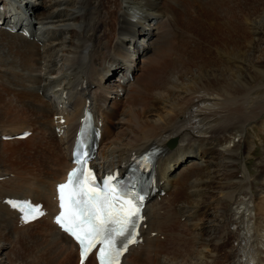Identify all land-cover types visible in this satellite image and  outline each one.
<instances>
[{
	"label": "bare ground",
	"instance_id": "bare-ground-1",
	"mask_svg": "<svg viewBox=\"0 0 264 264\" xmlns=\"http://www.w3.org/2000/svg\"><path fill=\"white\" fill-rule=\"evenodd\" d=\"M192 1L163 0L179 10L177 6L184 5L186 16L179 23L189 20L197 10V15L203 17L200 32L211 46L200 47L202 55L198 59L195 54L184 61L167 59L160 55L162 49H159L156 53L159 59L149 57L150 65L142 67L141 75L131 80L128 74L137 69V57L148 48L152 50V37H162V42L155 46H167L171 33L164 27L179 19V13L161 11L162 0H49L41 6L32 0H21L19 4L17 0H0L1 18L32 26L29 36L0 27V50L7 48L13 56L10 65L4 63L6 58H0V76H8L3 87L10 95L8 99L30 106L8 111L11 115L18 113L25 121L17 129L0 124V143L4 133L31 129L32 124L45 128L40 135L38 131L32 133L36 141L28 142L31 135L25 138L26 149H20L18 138L3 142L6 146L0 148V175H4L0 179V264H78L77 245L52 221L51 215L22 223L17 210L4 198L32 196L34 200L44 201L51 211L55 205V183L63 178L70 165L71 142L87 99L104 122L100 166L112 168L115 164L128 163L134 152L152 144L164 148L158 175L167 191L147 205L143 241L126 255V264L259 263L260 253L249 223L253 218L247 211H234L231 207L233 201L244 204L243 195L250 193L244 190L243 195L234 194L236 198L232 201V192L242 187L240 183H232V178L240 170L242 155L249 151L250 141H242L241 134L242 142L235 143L234 148L224 151L217 146L264 113V76L252 70L256 65L252 56L260 46V39L251 42L250 58L240 59L241 46L230 45L242 39L236 17V8L242 0ZM9 5L13 10L19 9L13 16L9 14L12 10L8 9ZM39 8H43L39 16L42 27L30 23ZM254 26L259 36L264 26ZM48 31L52 37L49 42ZM139 46L145 48L141 51ZM216 46L223 58L217 57L219 52L215 54ZM208 53L213 61L205 56ZM229 54L237 58H228ZM15 63L19 68L14 67ZM159 66H163L164 73L157 70ZM233 67L239 75H235ZM189 74L193 85L180 90L174 98L173 91L179 90ZM229 74L240 77V81L231 80ZM114 93L115 97L128 96V102L123 103L129 105L109 106V96ZM160 102L162 107H167L161 108ZM62 115L66 121L60 124ZM3 117L0 116V123L4 122ZM55 123L61 125L62 131L58 132ZM45 131H49L48 135ZM171 138L176 139L173 146L168 144ZM196 146L200 147L205 164L192 165L172 179V168ZM260 184L258 188L262 192L264 182ZM195 187H204V191L199 193ZM219 187L232 195L229 194V200L217 201L221 210L216 218L217 212L210 209V199L216 197ZM189 201L195 204L193 211ZM189 209L192 212L187 215ZM196 216L203 221L200 229L199 220L188 225V220ZM205 249L209 252H204ZM91 261L88 259L86 264H92Z\"/></svg>",
	"mask_w": 264,
	"mask_h": 264
},
{
	"label": "rangeland",
	"instance_id": "rangeland-1",
	"mask_svg": "<svg viewBox=\"0 0 264 264\" xmlns=\"http://www.w3.org/2000/svg\"><path fill=\"white\" fill-rule=\"evenodd\" d=\"M32 1H35L39 6L49 3L48 2L49 0H32ZM196 1L199 3V0H196ZM169 2H173V0H169ZM192 2H194V0ZM196 6L197 5H194V7H196ZM161 7H162L161 11L179 13V19L176 21H173L171 24L166 25L164 27L165 31H167L168 33H171V34H169V37L167 39V46H163V47L162 46H155V45L162 42V37H160L159 39L152 37V39L150 40V42H152V44H153L152 50L150 48H148V50L146 49L143 54H141L140 56L137 57L136 62L138 61V67L133 72L131 80H133L134 77L141 75L142 70H140V69L145 68V65H150V61H149L150 58L149 57H152V55H153L154 60L159 59V56H156L157 55L156 53L158 52L159 49H162V50H160V51H162L160 53V55L167 58V59H169V58L172 60H178L179 59V60L184 61V60L192 59L191 56H194L195 54L197 56L196 59H198V57L200 55H202V54H200V52L202 53V51H200V50H202V48L200 49V47L211 46L208 42H206V39L203 37V35L200 32V28H201L200 22L203 20V17L197 15V10L194 12V14L192 15V17L189 20H187L184 23H179V22L183 21L184 17L186 16V15H184V8L185 7L182 3L180 4V6H177L180 8V10H179V9L171 7L168 3H165L162 0ZM13 9H12V13L19 10V9H17V10H13ZM42 11H43V8H39L38 11L36 12V14L33 16L36 18L37 26H39L38 22L39 21L41 22V20L39 19L38 16H41L40 12H42ZM29 13H31V10L29 11ZM171 16H173V15H171ZM194 16H195V18H194ZM188 17H190V16H188ZM218 17H220V15H218ZM236 17H237V23L241 29L240 35H242L241 36L242 39L239 42L231 44L230 46H241V48L243 49V53L240 56V59L247 60L248 58H250V55L248 54V50H251L250 48L253 47V46H251V42L254 41V38H259L260 39L259 40L260 46L258 49L255 50V52L252 56V58L254 59V63L256 64L255 67H252V70H253V73H257V74L264 76V31L259 36L257 35V32H254L255 31V28H254L255 24H257L259 27L264 26V0H242L238 4V7L236 8ZM41 19L43 20V17H41ZM171 19L174 20L175 19L174 16ZM177 23L179 26H177ZM42 24L43 23L41 22V24H40L41 27H42ZM162 26H164V23ZM153 28H154V30L157 29L156 24L153 26ZM49 33H46V35H47L46 37L48 38L47 42L52 40V37L50 38L51 32H49ZM161 33H162V31H160V34ZM40 44H41L40 47L42 48V43H40ZM154 46H155V48H154ZM172 46H174V48ZM183 46L185 49L184 52H182ZM143 47L139 46L138 49L142 51ZM128 48L130 49L129 51L132 53L133 51L131 50V48L130 47H128ZM215 49H216L215 54L217 52L220 53V49L218 48V46H216ZM0 53L3 56L2 57L0 55V58H6L5 60H3L4 63L10 65L12 62L11 60L13 59V56H11V53H9V50L7 48H5V49L0 50ZM216 55H218L217 56L218 58H221V57L223 58V56H224V54H222V53L216 54ZM182 56H183V58H182ZM205 56L209 57V53H208V56H207V54ZM227 57L228 58H237L236 55H234V54H229ZM227 57H225V58H227ZM218 58H217V61H219ZM209 59H210V61L214 60L213 57H209ZM234 64H238V62L235 61ZM241 64H243V63H241ZM244 64L247 65L249 63L245 62ZM231 66H233V65L231 64ZM4 67L7 68L8 66L5 65ZM14 67H17L16 63L14 64ZM161 67H162V69H161ZM161 67L159 66L157 68V70H162L164 73L165 71L163 69V66H161ZM17 68H19V66ZM214 68H216V67H214ZM217 69H218V67H217ZM236 70H237V68L233 67L234 73ZM167 73H168V71H167ZM191 75L192 74H189L188 78L187 79L185 78L186 80H184V84H181V87H179V90L177 89V90L173 91V95H174L173 97L174 98H176V95L180 94V92H179L180 90H183V89L193 85V82L191 80ZM235 75H239V74L235 73ZM2 78H4V79H2ZM6 78H8L7 75L2 76V77L0 76V84H1L0 85V116H2V117L4 116L2 119V121H4V122L0 123V124L1 125L3 124V127L6 126V128L17 129V128H19L20 125H22L24 123L25 118L23 116H20L18 113L11 115L8 113V111L14 112L20 108L23 109V108H28L30 106L28 105V107H27L26 104L20 105L21 103H18V102H15L16 103L15 104L12 99H8V97L10 95L8 94V92H5V91H7V88L3 87V85H6V83H5L6 81H4V80H7ZM229 78L233 81H237V82L240 81V77H234L232 74H229ZM10 84H13V83H9V85ZM10 86H13V85H10ZM263 88H264V83H263ZM35 95H38V94H35ZM111 95L114 97L111 98ZM111 95L109 96V101H108L109 106H111L112 104H116V103L117 104L115 106H117L118 104L122 107L129 105L128 103L124 104L125 102H128V100L130 99L128 96H123V94H118L119 96L116 95V97H115V93L111 94ZM40 97L42 98L41 95H40ZM43 100H44V102H47V98L43 99ZM49 102L51 103V100L48 99V103ZM6 105H8L10 107H8ZM161 105L163 106L162 103L160 104V106ZM162 106H161V108H163V109L167 107V106L166 107L165 106L162 107ZM10 108H12V109H10ZM16 108H18V109H16ZM3 112L4 113L6 112V113L4 114ZM5 116H6V118H5ZM34 117H36V116L34 115L33 118ZM12 122H14V123L11 125ZM30 127H31V129H34V130L37 127V130H35V132L38 131L39 135L45 129L41 126V124H40V126H39V124H32V125H30ZM53 128L54 127H52V129ZM240 129H241V131L240 130L237 131V135L231 134L230 139H228L223 144H218L217 147L220 148L221 150L227 151L225 148L232 149L235 147L234 146L235 143L242 142V141H244V139H248L250 141L249 146H248L249 151L244 152V154L242 155L241 162H240L241 164L239 165L240 170H239V168H236V170H239L237 172L238 174L236 173V176L234 178H232L233 179L232 183L242 184V187L240 189L241 191L239 190V187H238L235 190L238 192L236 193L235 191H233L232 192L233 195H232V193L230 194V192L227 193L228 192L227 189L221 190V188L219 187L218 190L216 189V192H215L216 197H213L210 199V203H211L210 209L217 212V213H215V214H217L216 215V218H217V216L221 210V208H218V205H217L218 200L219 201L220 200H229L230 195H232L233 196L232 201H233L236 198L235 195L241 194V192H246L247 190L250 191V193H248L247 196L241 194L244 197V204L242 202L233 203L234 202L233 201V202H231L232 203L231 207L234 211H239V210H240L239 212H242V210L247 211V215L250 214V216H252L253 220L252 219L249 220V223L251 221V223H250L251 228H252L251 231H252V234H254L256 237L255 241H256V244L258 245V250H259L258 254L260 253L259 255H257V257H259V259H258L259 261H257V262H259L258 264H264V262H261V260L262 261L264 260V221H262V220H264V215H262V214H264V213H262V212H264V210H262V212L260 211L261 210L260 205L263 204L262 206H264V191L262 190V192H261L260 187L258 188V184H260V183L263 184V182H264V113H263V115H260L258 117L257 121H252L251 123H246V124L242 125ZM48 132L45 131V133L47 135H48ZM241 134L244 135V137L241 139L242 141L240 140V137L242 136ZM29 139L30 140L28 142L36 141L33 136H31ZM19 140H21V143H20L21 148L20 149L21 150L24 148L26 149L25 145L27 144L26 143L27 140H25V139H23V140L19 139ZM2 141L3 142H11L13 140H9V141L2 140ZM3 142L0 143V148H4L6 146V144L4 145ZM3 145H4V147H3ZM250 148H251V150H250ZM253 149H254V151H253ZM241 150H242V148H241ZM237 151L238 150H236L235 152H237ZM38 154L40 155L42 153L39 152ZM200 154H201V149H200V147L196 146L193 149V152H189V154L186 157H184V159H182L181 162L179 164H177L174 169L172 168V171H173L171 174L172 179L176 176L181 175L185 170L192 167V165L200 164V163L205 164V160H204L205 157L202 158ZM246 160H248V162H249L248 165L246 164ZM262 161H263V164H261ZM212 168H213V166H212ZM214 171H215V169H214ZM258 178L260 179V181ZM207 180H209V179H207ZM195 188L197 190L199 189L198 190L199 193H202L204 191V187H201V188L195 187ZM234 189H235V185H232L231 190H234ZM189 190L193 191L194 189L189 188ZM244 190H246V191H244ZM225 192H226V194H225ZM251 194H253L255 197L253 195L252 196L254 198L252 196H250ZM194 196L196 197L197 195H194ZM218 196H219V198H218ZM249 197H250V200H249ZM196 198H199V197L197 196ZM253 199H255V200H253ZM194 205L195 204H192L191 202L188 204L189 208L192 209V211H193ZM190 209L186 213L187 215H189L190 212H192ZM249 212H251V213H249ZM219 216H220V214H219ZM182 218L185 219V217H182ZM191 219L188 220V225L189 224L191 225L192 223H195V222L196 223L199 222L198 228L200 229V227H201L200 224H202V222H203L201 220L202 218L200 216H198V217L196 216V218H191ZM197 220H199V221L197 222ZM200 221H201V223H200ZM215 222H216V220H215ZM198 228L197 229L195 228V231H198L199 230ZM203 251L206 253L209 252L207 249H205ZM202 259H203V256H202ZM253 264H257V263L253 262Z\"/></svg>",
	"mask_w": 264,
	"mask_h": 264
},
{
	"label": "snow or ice",
	"instance_id": "snow-or-ice-1",
	"mask_svg": "<svg viewBox=\"0 0 264 264\" xmlns=\"http://www.w3.org/2000/svg\"><path fill=\"white\" fill-rule=\"evenodd\" d=\"M77 163L79 166L69 173L68 181L58 186L61 211L56 223L77 241L81 264L97 245L99 264H118L128 245L135 243L140 209L132 199H124L113 185V177H108L102 185L97 184L87 168L86 155L78 157ZM37 215H43L38 207L29 208L24 219H34Z\"/></svg>",
	"mask_w": 264,
	"mask_h": 264
}]
</instances>
